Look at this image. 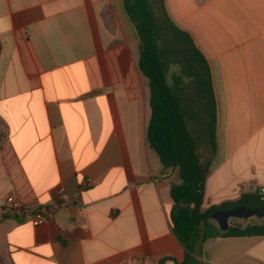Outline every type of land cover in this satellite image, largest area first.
<instances>
[{
  "label": "crops",
  "instance_id": "crops-1",
  "mask_svg": "<svg viewBox=\"0 0 264 264\" xmlns=\"http://www.w3.org/2000/svg\"><path fill=\"white\" fill-rule=\"evenodd\" d=\"M210 70L217 151L204 209L264 189V0H152ZM0 257L4 264L184 260L178 170L147 140L150 82L124 0H0ZM170 57L168 82L196 97ZM91 181L89 185L88 182ZM50 217L7 214L8 197ZM204 264H264V236L203 242ZM164 264H176L168 260Z\"/></svg>",
  "mask_w": 264,
  "mask_h": 264
},
{
  "label": "trees",
  "instance_id": "trees-1",
  "mask_svg": "<svg viewBox=\"0 0 264 264\" xmlns=\"http://www.w3.org/2000/svg\"><path fill=\"white\" fill-rule=\"evenodd\" d=\"M124 4L141 39L139 67L150 82L152 116L147 140L164 168L178 170L181 178L171 188L174 206L170 220L184 248V260L177 262L165 257L157 264L168 260L176 264H204L201 247L211 237L264 236V223L244 226L231 222L229 229L222 231L211 218L219 210L264 207V193H244L238 200L204 209L211 159L217 151L216 107L209 67L189 35L177 29L167 17H156L152 0H124ZM1 50L0 42V53ZM171 56L181 60L184 72L193 78L191 89H196V97L180 92L177 86L182 80H175L177 86L169 84ZM196 125L202 129L201 135L194 130ZM6 135L5 122L0 118V146ZM202 146L209 153H201ZM0 264H4L1 257Z\"/></svg>",
  "mask_w": 264,
  "mask_h": 264
},
{
  "label": "built area",
  "instance_id": "built-area-1",
  "mask_svg": "<svg viewBox=\"0 0 264 264\" xmlns=\"http://www.w3.org/2000/svg\"><path fill=\"white\" fill-rule=\"evenodd\" d=\"M91 184V181L88 182ZM264 193V189L261 190ZM5 213H14L20 216L30 215L32 217V223L34 226H40L44 224L48 218L50 217L49 208L41 207V208H33L31 205L22 203L15 196H10L7 199V202L2 209Z\"/></svg>",
  "mask_w": 264,
  "mask_h": 264
},
{
  "label": "water",
  "instance_id": "water-1",
  "mask_svg": "<svg viewBox=\"0 0 264 264\" xmlns=\"http://www.w3.org/2000/svg\"><path fill=\"white\" fill-rule=\"evenodd\" d=\"M254 216L263 217L264 207L259 208H245L237 207L231 210H219L211 215V218L218 222L222 231H227L230 227L229 220L231 218L236 219H248Z\"/></svg>",
  "mask_w": 264,
  "mask_h": 264
},
{
  "label": "rangeland",
  "instance_id": "rangeland-1",
  "mask_svg": "<svg viewBox=\"0 0 264 264\" xmlns=\"http://www.w3.org/2000/svg\"><path fill=\"white\" fill-rule=\"evenodd\" d=\"M194 130L196 131V133H197L198 135H201V133H202V129H201L200 127H198V125H196V126L194 127ZM200 152L206 155L207 153H209V150H208L207 148H205L204 146H202V147L200 148ZM205 209H206V208H205ZM214 221H215V220H214ZM231 222L239 223V224H242V225H244V226L247 225V224H250V223H264V216H263V217L254 216V217H251V218H248V219H236V218H231V219L229 220V223H231ZM215 223H216L217 225H219L217 221H215Z\"/></svg>",
  "mask_w": 264,
  "mask_h": 264
}]
</instances>
